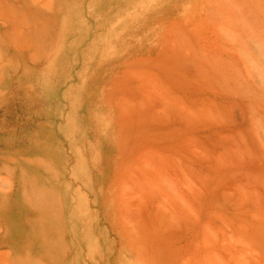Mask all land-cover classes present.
<instances>
[{
	"label": "rangeland",
	"instance_id": "obj_1",
	"mask_svg": "<svg viewBox=\"0 0 264 264\" xmlns=\"http://www.w3.org/2000/svg\"><path fill=\"white\" fill-rule=\"evenodd\" d=\"M0 264H264V0H0Z\"/></svg>",
	"mask_w": 264,
	"mask_h": 264
}]
</instances>
